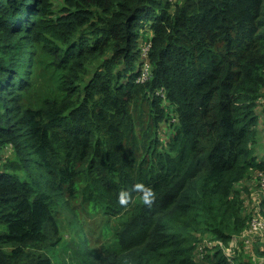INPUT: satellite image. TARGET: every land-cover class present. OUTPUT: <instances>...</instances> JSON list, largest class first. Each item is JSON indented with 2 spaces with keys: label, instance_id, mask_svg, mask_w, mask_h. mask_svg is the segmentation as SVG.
<instances>
[{
  "label": "trees",
  "instance_id": "trees-1",
  "mask_svg": "<svg viewBox=\"0 0 264 264\" xmlns=\"http://www.w3.org/2000/svg\"><path fill=\"white\" fill-rule=\"evenodd\" d=\"M263 100L264 0H0V264H253Z\"/></svg>",
  "mask_w": 264,
  "mask_h": 264
},
{
  "label": "built area",
  "instance_id": "built-area-1",
  "mask_svg": "<svg viewBox=\"0 0 264 264\" xmlns=\"http://www.w3.org/2000/svg\"><path fill=\"white\" fill-rule=\"evenodd\" d=\"M172 1V0H169ZM144 31H148V29H142ZM143 31H141V39L144 41L140 44L141 56L143 57V64L140 67V75L137 78L138 82H144L149 77V63L147 61V53L150 48V31L146 32L144 36ZM143 35V36H142ZM148 37V38H147ZM146 39V40H145ZM264 103V100L262 101ZM264 111V110H263ZM261 143L263 146L262 157L260 156L258 160H260L262 166L254 170L251 174V182L253 184L252 190L249 194V202L250 206V214L247 225L243 228V230L236 236V241L241 240L244 242L248 251L252 256L254 251V242L259 240L264 243V127L262 130ZM205 245L202 243L197 244V252L201 256V259L204 258L206 254L212 257V255L217 251L215 248L220 247L226 260L230 263H233V246L229 244V246H224L219 240H206ZM209 243L214 245H209ZM196 249V248H195ZM264 260V257L261 258Z\"/></svg>",
  "mask_w": 264,
  "mask_h": 264
},
{
  "label": "rangeland",
  "instance_id": "rangeland-1",
  "mask_svg": "<svg viewBox=\"0 0 264 264\" xmlns=\"http://www.w3.org/2000/svg\"><path fill=\"white\" fill-rule=\"evenodd\" d=\"M173 1V0H172ZM175 1V0H174ZM164 2V1H163ZM148 29V27L146 26V27H144L143 29ZM141 31H143V32H147L148 33V31H144V30H141ZM144 33V36L146 35ZM159 132H160V136H161V138L164 140L165 138H166V135H165V133H166V131H165V128H164V126L159 130ZM261 157H262V154H261ZM238 234H235V235H233L232 236V238L230 239V241L228 242V244L226 245V246H229V244H232V246H233V248L235 247V245L237 244V242L238 241H236V236H237ZM206 240H213V239H209L207 236H204L199 242L200 243H202V244H206L205 243V241ZM198 242V243H199ZM209 245H214V244H211V243H209ZM61 250H59V249H56V250H54V251H52L51 253H50V257H51V259H52V261L54 262V264H57L59 261H61V258H62V253L60 252ZM253 254L255 255V257L254 256H252L251 255V253L249 252V257H250V261L253 263V264H264V260H261V258H262V256H260V255H258L256 252H255V250L253 251ZM194 257H195V259L197 260V261H200V262H208V259H209V257H207V258H205V256H204V258L203 259H201V256L198 254V252H197V247H196V249L194 250Z\"/></svg>",
  "mask_w": 264,
  "mask_h": 264
},
{
  "label": "clouds",
  "instance_id": "clouds-1",
  "mask_svg": "<svg viewBox=\"0 0 264 264\" xmlns=\"http://www.w3.org/2000/svg\"><path fill=\"white\" fill-rule=\"evenodd\" d=\"M134 189L141 191L144 204L151 205L155 198V192L150 187H146L143 184H136ZM128 197L129 193L127 191H122L119 195V203L126 205L129 202Z\"/></svg>",
  "mask_w": 264,
  "mask_h": 264
},
{
  "label": "crops",
  "instance_id": "crops-1",
  "mask_svg": "<svg viewBox=\"0 0 264 264\" xmlns=\"http://www.w3.org/2000/svg\"><path fill=\"white\" fill-rule=\"evenodd\" d=\"M259 117H258V125H257V143L255 145V151L256 155L259 158L263 152V146L261 143V136H262V130L264 127V103L261 101L259 107Z\"/></svg>",
  "mask_w": 264,
  "mask_h": 264
}]
</instances>
